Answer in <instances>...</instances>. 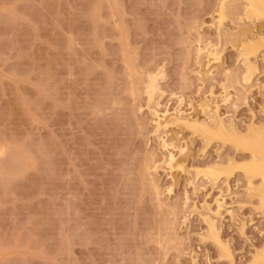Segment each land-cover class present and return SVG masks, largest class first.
<instances>
[{"label": "rangeland", "instance_id": "obj_1", "mask_svg": "<svg viewBox=\"0 0 264 264\" xmlns=\"http://www.w3.org/2000/svg\"><path fill=\"white\" fill-rule=\"evenodd\" d=\"M246 5L0 0V264H249L264 251L251 151L200 130L264 140V16Z\"/></svg>", "mask_w": 264, "mask_h": 264}, {"label": "bare ground", "instance_id": "obj_2", "mask_svg": "<svg viewBox=\"0 0 264 264\" xmlns=\"http://www.w3.org/2000/svg\"><path fill=\"white\" fill-rule=\"evenodd\" d=\"M246 1H247V5L245 7V12H246L247 17L264 16V0H246ZM222 4H221L222 6H220L221 10L219 9V13H218L219 24L224 20V17H225V14H223L224 13L223 12L224 11L223 10L224 3H222ZM253 51H254V46L250 45V44L249 45L246 44V45H244V53H242V54L244 55L246 53L245 56H248V54L252 53ZM245 58L248 59V57H245ZM248 71H250V70L248 69ZM248 73L249 72H247V75H248ZM153 81H154V77H152V78L150 77V84L154 86L155 83L152 84ZM150 84H149V87L151 86ZM153 86H151L152 89H153ZM217 122H218V120H217ZM184 124H188V123L184 122ZM196 124H197V122L194 125H196ZM189 125L190 124H188V126ZM212 125H214V126H212ZM212 125H211L212 127L211 126L206 127V125H203V126L200 125L201 126L200 130H203L202 128H204L203 132L202 131L201 132L203 134L206 133V135L205 134L204 135L206 136L205 138H208L207 139L208 141H209V139L211 140L213 137L221 139V140L224 139V140L232 141L234 143V145L237 146L239 149L241 148V149H244L247 151H249V150L251 151L250 152L251 157H250L249 161L245 162L243 166L241 165L242 166L241 169L244 171L245 175L248 178L249 191H251L253 194H256V196L258 195L259 199H262L264 197V140L258 134V131L255 128L253 129V127H252V128L248 129V132L246 134L244 133V134L240 135V133L238 134V133L232 131V128H230L231 131L229 129H227V127H225V125H223V123H221V121L219 123H214ZM192 126L193 125H191V128H193ZM197 126H195V128ZM202 133H201V135H202ZM170 160H172L171 155H170ZM231 166L230 165H229V167L228 166H224V167L221 166L218 168L217 167L212 168V166H211V168L209 170L208 169L205 170V171H207V173L205 175L208 174L210 177L215 178V177L219 176L220 173H227L229 171L227 173V175H228L229 173H231V170L234 168ZM255 176L260 177V183L256 187H253L251 179ZM211 223H209V226H210L209 229L211 230V231L209 230V233L211 232V234H209V235H211L210 237L214 238L217 235L215 233V228H214V233H213V227L214 226H213V222H211ZM214 239H216V238H214ZM220 243L221 242H219V245L221 247ZM223 246L225 247V245H223ZM223 246L221 247V249L223 248ZM222 250L224 251V252L221 251V253L223 252V255L228 254L225 251V250H227V248L226 249L223 248ZM228 255L230 256V254H228ZM249 264H264V251L256 254L255 258H253V261H251Z\"/></svg>", "mask_w": 264, "mask_h": 264}]
</instances>
